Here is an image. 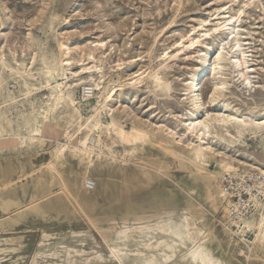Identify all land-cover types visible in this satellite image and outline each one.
<instances>
[{
	"label": "rangeland",
	"instance_id": "rangeland-1",
	"mask_svg": "<svg viewBox=\"0 0 264 264\" xmlns=\"http://www.w3.org/2000/svg\"><path fill=\"white\" fill-rule=\"evenodd\" d=\"M228 15L239 17L236 38L242 46L241 51L248 52L249 65L246 70L231 63L233 59L229 51L233 37L229 38L224 31H211L217 17ZM209 32L210 35L206 36ZM193 40L195 46L188 49ZM221 43L226 47L222 63L225 66L223 71L217 68V72L221 73L217 78L226 81L227 87L221 97L212 101V85L208 83L204 87L202 105L192 109L186 101L184 81L195 75L196 66L201 63L200 52L216 48ZM3 47L1 53L11 68L20 71L26 68L34 77L27 85L22 77L0 67V113L11 122L10 130L0 134V138L7 136V140L0 139V161L4 165L14 157L21 160L33 157L36 165L45 167L52 162L55 151L64 143L70 144L65 132L73 133L78 126L68 124L62 105L51 114V122L44 135L46 145L40 147L37 143L29 147L28 140L22 144L30 137L33 128L42 125L46 112L55 106L58 85L64 88V96L69 93L75 101L82 115L80 124H85L98 113L102 121L108 123L111 117L106 115V111L113 109L116 121L128 132L143 128L153 131L158 137L173 132L176 141L184 144H199L195 135L185 132L184 125L189 118L201 119L207 113L211 117L252 114L260 120L264 118V110L261 111L264 108V0H0V49ZM66 49H70L66 58L73 64L63 69L58 62L63 59ZM106 49L108 52L103 65L100 64L102 70L96 71L93 78L98 80L101 73L105 77L99 90H93L94 83L88 79L90 74L82 70L85 68L83 64L91 66L95 61L82 57L80 52L84 50V55L91 50L95 58H100ZM165 55L169 58L165 76L172 81L174 89L169 97L162 100L151 92L149 75L159 68ZM193 68L194 72L190 73ZM242 71L246 72L249 83H244L245 79L240 76ZM138 72H143L147 78L134 90L126 82ZM161 72L164 73L165 69ZM79 79H84L82 85L70 88V84L75 81V86ZM120 84L126 85L124 91L117 93L107 104L106 110H102L104 96ZM210 131L219 132L220 137L214 134L202 136L199 145L213 152V155L203 156L208 161L205 165L210 172L226 176L223 187L232 193L237 212L242 203L241 196L247 200L249 187L264 181L259 171L264 170V133H248L245 137L232 140L236 132L231 125L222 127L217 122L210 125ZM86 133L88 131L84 130L76 138L80 139ZM16 136L20 138L17 141ZM91 136V142L96 145L99 135L94 132ZM108 136L106 130L101 132L99 148L106 154H109V150L113 151L118 162H131L125 164L127 168H134L142 155L154 149V143L145 145L139 142L132 146L118 141L113 145ZM111 136L116 138L114 133ZM220 160L233 165L225 175L220 170ZM103 163L115 166L110 157H104ZM74 166L78 169L77 165ZM176 167L171 170L172 182L159 180L143 185L150 192L139 193L137 202L145 206L149 203L152 206H168L169 199L171 206L178 207L171 219L177 225H182L186 224L187 217L189 219V213L186 207L181 206L192 194V201L205 210V217L195 221L193 230L199 232L205 246L212 247V255L217 263L254 264L248 259L249 248L252 247H244L243 239L255 242L258 232L247 230L246 234H242L244 224L238 221L237 215L233 213L227 220L223 214H218V219L232 230L230 234H223L220 225H214V215L202 191L197 189L192 192V187L188 185L189 173ZM244 185L241 190L240 186ZM263 200L264 197L260 202ZM233 205L231 211L235 210ZM253 205L249 206L246 217L250 218L255 213ZM150 212L155 213V210ZM99 223L107 227L104 219ZM131 227L129 225L122 229L123 232L110 244L103 235V229L91 224L86 216H74L68 224L30 219L15 230L0 231V238H24L25 245L20 254L24 260L11 256L20 264H32L33 255L37 252L52 254L55 250L63 251L67 246L83 248L86 252L96 250L111 256L119 238L123 242L119 249L121 257ZM48 234L51 237L47 238ZM232 244L235 245L234 249L228 246ZM182 250L185 251V248ZM43 258L40 257L38 263L44 264ZM48 259L59 260L56 257ZM178 262L188 264L181 260ZM8 263L9 258L0 261V264ZM107 264H116V260Z\"/></svg>",
	"mask_w": 264,
	"mask_h": 264
},
{
	"label": "bare ground",
	"instance_id": "bare-ground-1",
	"mask_svg": "<svg viewBox=\"0 0 264 264\" xmlns=\"http://www.w3.org/2000/svg\"><path fill=\"white\" fill-rule=\"evenodd\" d=\"M215 20H217L215 27L211 31H224L229 38L233 37L229 51L233 59L231 63L244 67L246 70L249 65L248 52L241 51L242 46L236 38L239 17L228 15L217 17ZM205 35H210V32ZM193 46H195L194 40L187 48ZM3 49L4 47L0 49V67L9 69L15 75L22 77V80L28 85V81L31 82L34 78L33 75L26 68L23 71L11 68L1 53ZM225 50V44L221 43L216 48L204 49L200 52L201 63L196 66L195 75L184 81V91L187 93L186 101L192 109H197L202 105L204 87L208 83L212 85V101L221 97L226 89L227 82L217 78L221 74L217 72V68L221 71L224 70L223 66L225 65L222 63L225 58L223 55ZM82 52L84 50L80 52L82 57H86L88 60L92 58L95 61V64L91 66L83 64L85 68L82 71L85 74H90L88 79L94 83L92 89L99 90L105 74L101 73L98 80L93 76L96 71L102 70L100 64L103 65L104 57L108 51L107 49L103 50L100 58H95L91 50L90 53L84 55ZM69 53L70 49H66L63 59L58 62V65L63 69L73 64L66 58ZM166 57L165 55L164 60L159 63V68L149 75V79L152 81L151 92L162 100L169 97L174 89L172 81L165 76L166 70L169 68L167 66L169 58ZM162 69H165L164 73L161 72ZM193 72L194 68L190 70V73ZM246 75L245 71L240 73V76L245 79L244 83H249ZM145 78L147 77L143 72L134 73L126 83L137 90L146 82ZM81 82H84V79H79L75 86L70 84V88L82 85ZM1 85L2 81L0 80V87ZM65 86L67 87V84ZM124 86L126 85H117L107 92L104 96L102 110L107 108V104L117 93L124 91ZM56 91L55 106L46 112L42 125L33 128L30 137L22 144H26L28 140L29 147L35 146L37 143L40 144V147L46 145L44 135L49 128L51 114L56 112L61 105L64 108L65 120L68 124H77L78 129L73 133L65 132L66 140L70 144L64 143L60 149L55 151L52 155V162L48 166L36 165L33 157H27L25 160L14 157L8 159L5 165L0 161V212L2 213L0 231L15 230L18 225L26 223L30 219L44 223L68 224L74 216H86L91 224L103 229L104 237L111 244L123 232L122 229L128 228L129 225L132 227L128 231L121 257H119V249L123 242L119 238L116 250L111 256L96 250L86 252L83 248L67 246L63 251L55 250L52 254L45 255L37 252L33 255L32 264H40L38 263L40 257H44V264H107L111 260H116V264H181L178 260L188 264H218L212 255V247L205 246L199 232L193 230L195 221L205 217V210L203 206L192 201V194L181 206V208L186 207L189 213V219L187 217L186 224L182 225H177L171 219L178 207L171 206L169 199L167 200L168 206L162 204L152 206L151 203L145 206L137 202L139 193L150 192V189L142 187L143 185L159 180L172 182L171 170L175 166L189 173L188 185L192 187H190L192 192L197 189L202 191L214 215V225L218 223L223 234H230L232 230L228 224L218 219V214H223L226 219L231 218L233 213L237 215L238 221H242L244 224L241 230L242 234H246L247 230L258 232L255 242L251 243L243 239V246L252 247L249 248V262L264 264V200L260 202V199L264 197V181L249 187L250 190L247 192L249 198L245 200L241 196L242 203L236 212L237 208L233 205L232 193L223 187L226 176L221 177L219 173L210 172L205 165L208 161L203 156L213 155L212 149L199 145L203 139L202 136L214 134L216 137H220L219 132L212 133L210 131V125L213 122L222 124V127L231 125L236 132V136L232 138L234 140L238 137H245L248 133L263 134L264 118L261 121L252 114H227L211 117L208 113L201 119L189 118L188 123L184 125L185 132L195 135L199 144H184L181 141H176V134L173 132L162 137L143 128H134L128 132L116 121L113 109L106 111V115L111 117V121L108 123L103 122L101 114L98 113L96 117L88 120L85 124H80L82 115L76 108L72 96L69 93L64 96L62 85H58ZM263 110L264 108L261 111ZM10 128L11 122L3 113H0V134L8 132ZM84 130H87L88 133L80 139L76 138V135ZM103 130L109 133L108 137L113 141V145H116L118 141L132 146L139 142H143L145 145L154 143V149L150 153L142 155L137 160V164H134V168H127L125 164L131 162H118L113 151L109 150V154H106L99 148ZM94 132H97L100 137L96 145L91 142V133ZM112 133L116 135V138L111 136ZM6 137L0 139L7 140ZM15 138V141L20 139L18 136ZM104 157H110L115 166L111 167L103 163ZM74 165H77L78 169ZM219 167L225 175L233 165L220 160ZM259 171L260 177L264 178V170L259 169ZM245 185L240 186L241 190ZM255 198L256 200H254ZM231 205L235 209L232 210L233 212ZM251 205L255 208V213L249 218L245 216V213ZM154 210L155 213L150 212ZM63 214H65L64 217ZM101 219L105 220L104 224L107 227L100 225L99 220ZM153 221L154 223L151 224ZM48 237L51 235L48 234ZM23 239L21 236H12L9 239L0 238V261L9 258L8 264H20L17 260H24L23 255L20 256L25 245ZM228 246L232 249L235 248L234 244ZM183 248L185 251L182 250ZM13 255L18 256L17 260L11 257ZM49 257H56L59 260L49 261Z\"/></svg>",
	"mask_w": 264,
	"mask_h": 264
}]
</instances>
